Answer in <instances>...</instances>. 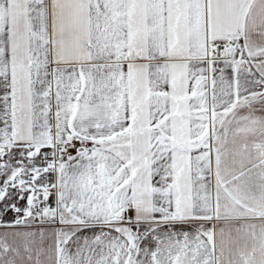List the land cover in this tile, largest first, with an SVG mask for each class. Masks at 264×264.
<instances>
[{"label": "snow or ice", "instance_id": "6c2138e0", "mask_svg": "<svg viewBox=\"0 0 264 264\" xmlns=\"http://www.w3.org/2000/svg\"><path fill=\"white\" fill-rule=\"evenodd\" d=\"M0 264H264V0H0Z\"/></svg>", "mask_w": 264, "mask_h": 264}]
</instances>
